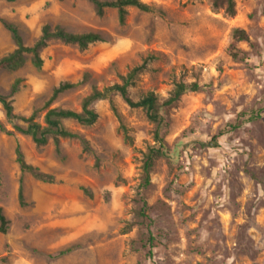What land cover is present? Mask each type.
Masks as SVG:
<instances>
[{"label":"rangeland","instance_id":"1","mask_svg":"<svg viewBox=\"0 0 264 264\" xmlns=\"http://www.w3.org/2000/svg\"><path fill=\"white\" fill-rule=\"evenodd\" d=\"M140 1L149 10L127 7L119 24L115 9L99 17L88 0H0V57L15 48L5 25L25 46L43 25L102 38L86 49L49 40L41 68L26 56L21 68L0 70V96L17 118L33 115L43 125L48 109L79 112L94 88L121 84L143 64L128 89L133 100L148 92L164 100L176 82L207 86L167 110L169 159L156 158L143 192L151 249L143 246L147 222L137 216L135 199L154 124L110 93L95 103L94 124L62 121L87 151L78 139H59V153L52 139L36 146L13 129L25 123L8 120L0 104L10 132H0V207L9 222L0 233V264H264V0H233V15L212 0ZM236 31L247 39L238 40ZM61 82L75 85L49 101ZM259 109L258 119L225 133L216 147L203 145L240 113ZM17 145L53 183L19 171Z\"/></svg>","mask_w":264,"mask_h":264},{"label":"trees","instance_id":"2","mask_svg":"<svg viewBox=\"0 0 264 264\" xmlns=\"http://www.w3.org/2000/svg\"><path fill=\"white\" fill-rule=\"evenodd\" d=\"M12 2L14 0H7ZM94 7V12L97 16H102L106 8L115 9L117 13V19L119 24H123L127 15V7H135L141 11H148L149 7L141 2L140 0H88ZM212 6L214 8L223 7L229 15L235 13V4L233 0H212ZM7 30L11 35V39L14 42L15 48L13 51L5 56L0 57V70L14 71L21 68L25 61L26 56H29L30 64L36 68H41L43 60L40 56V51L46 46L47 42L51 39H56L64 44L76 45L80 49H86L88 45L102 41L100 35L96 33H82L73 34L64 31L60 27H54L50 29L48 25H43L41 28V34L38 39L31 45L25 46L22 42L20 35L17 30L12 25H5ZM235 36L238 40H246V35L243 31H236ZM231 57L235 61H240L241 57L237 52H231ZM145 64L133 68L124 78L121 84H116L103 90H97L94 88L89 95H87L82 103L79 112L62 109V108H50L46 111L43 116V125L34 121L33 115L28 118H17L13 114V108L11 102L5 97L0 96V104L4 110L5 116L8 120L20 119L25 123V127L14 125L13 129L28 135L32 142L36 146L45 145L49 139H52L55 151L59 153V139H78L82 143L83 151L88 150V144L85 140L81 139L76 133H73L66 129L62 121L71 120L79 125L90 126L96 122L98 119L97 111L95 110V103L106 99L107 95L110 93L117 94L123 103H125L130 108H139L144 111L146 118L154 124L153 139L155 144L148 148L147 152L144 154L141 164L142 170V181L138 185L136 191V202L138 204L137 216L142 220L146 227V241H144L143 246H149L151 249L152 241L154 240L151 230H150V218L147 215V202L144 198V190L150 184V171L154 164V161L158 157H164L169 159L168 147L164 140L165 128L168 124L167 110L173 107L180 98L187 94L193 92L203 91L207 86H201L196 82L183 83L176 82L174 87L169 94V96L160 100L157 95L153 92H148L146 95L138 100H133L129 94V87L132 85L136 75L143 69ZM20 79H15L10 87V94H14L18 91ZM75 84L68 82L59 83L52 91L49 101L55 99L60 93L74 87ZM261 109L256 111H251L249 113H240L232 122L227 125L228 129L219 130L216 135H214L210 142L203 144L207 147L214 148L218 144L217 140L222 137L225 133L236 130L242 126L244 122H250L258 119L260 117ZM0 132L10 134L5 130V127L0 122ZM15 162L19 167L21 173H29L36 180L44 183H53V177L49 174L41 172L38 168L27 164L24 160L23 154L20 147L17 145L15 148ZM18 201L19 205L23 206L21 186L18 188ZM8 220L3 214L2 208L0 207V233H6L8 229ZM129 229V224L123 228V233H126ZM148 255H151V251H148Z\"/></svg>","mask_w":264,"mask_h":264}]
</instances>
